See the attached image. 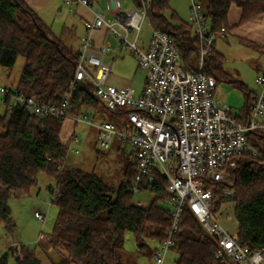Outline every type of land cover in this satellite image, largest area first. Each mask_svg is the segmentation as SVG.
<instances>
[{"label": "trees", "instance_id": "1", "mask_svg": "<svg viewBox=\"0 0 264 264\" xmlns=\"http://www.w3.org/2000/svg\"><path fill=\"white\" fill-rule=\"evenodd\" d=\"M138 6V0H133ZM170 0H152L147 12L150 25L155 30L177 35L175 43L183 62L191 67L192 51L185 45L196 42L189 25L174 14L167 21L165 13ZM201 9L209 22L210 31L225 38L230 31L227 15L232 0H200ZM241 8L239 23L264 14V0H245L237 3ZM24 59L16 89L23 94H34L42 103L57 105L69 88L77 64V51L72 52L43 25L37 14L23 0H0V69L13 67L16 59ZM223 56L213 49L208 53L204 72L217 78L224 72ZM245 104L252 93L243 85ZM71 115L101 116L103 110L110 114H124L119 109H106L95 96L93 86L87 81L76 84L70 104ZM64 121L51 117L28 114L14 108L8 115L0 116V223L11 231L13 223L8 201L11 197L29 194L36 186L38 174L46 173L56 181L49 188L50 204L57 208V218L48 238L49 246L57 251V264H122L119 253L124 250V237L130 233L150 258L153 250L144 239L160 244L169 225V210L160 205L166 195L167 181L157 174L156 182L146 193L156 195L146 207L133 203L128 183L136 173L129 162L125 181L117 189L107 186L94 172L77 168H57L66 153L59 133ZM248 140L257 149L260 158L243 156L232 170L231 185L210 184L214 190L213 206L230 201L221 197L231 190L235 194L234 218L236 235L250 251L264 249V136L253 133ZM173 250L178 254L175 264H220L214 256V242L204 234L193 216L185 210L175 236ZM14 264H43L35 249L19 245L10 248ZM3 255L0 264H5Z\"/></svg>", "mask_w": 264, "mask_h": 264}, {"label": "built area", "instance_id": "2", "mask_svg": "<svg viewBox=\"0 0 264 264\" xmlns=\"http://www.w3.org/2000/svg\"><path fill=\"white\" fill-rule=\"evenodd\" d=\"M64 2L92 6L90 0ZM133 3V8L123 11L121 1L112 0L103 12H93V20L85 23L86 32L77 48L72 81L59 104L42 103L34 94L0 86L1 103L8 115L19 107L28 114L94 126L103 148L115 139L128 145L129 161L136 169L128 192L136 207L144 208L155 199L153 195L147 200L143 193L156 182L157 174L164 175L167 187L163 200L170 219L162 242L151 255L155 264H164L167 253L175 247L185 210L214 242V256L220 264H262L264 249L250 251L236 233H228L219 224L213 206L215 193L209 186L231 185L232 170L239 158L261 157L248 135L264 136V73L255 79L257 90L244 105V114H232L230 108L214 102L216 78L204 72L217 37L210 31L200 0H190L189 5L188 21L196 42L184 49L193 53L191 67L185 65L175 43L178 36L165 30L152 28L147 47L137 45L152 0H138V6ZM100 29H105L106 37L114 40L115 46H94L92 33ZM123 52L132 54L146 71L140 95L130 87L117 88L108 83L111 63ZM83 81L92 84L95 96L106 109L125 111L127 123L122 130L110 122H93L86 113L71 115L73 90ZM70 141L69 150L77 153L71 149L73 138ZM221 197L234 200L235 194L225 190ZM34 216L43 220L38 213Z\"/></svg>", "mask_w": 264, "mask_h": 264}, {"label": "rangeland", "instance_id": "3", "mask_svg": "<svg viewBox=\"0 0 264 264\" xmlns=\"http://www.w3.org/2000/svg\"><path fill=\"white\" fill-rule=\"evenodd\" d=\"M96 1L98 3L94 4L95 8L100 11H104L110 6V0ZM120 1L123 11L133 8L131 0ZM189 5L190 0H170L169 9L165 13L167 21L175 24L171 19L174 14L180 21L187 22ZM107 17L109 16L106 15ZM65 22L66 26L64 27ZM70 22L73 23V14L70 16L67 11L60 15L49 16L42 21L54 37L59 39L69 50L75 52L80 27L74 35L70 31L72 29L69 26ZM151 29L149 19L146 17L141 24L139 38L146 42L151 34ZM214 44L215 51L223 55L222 68L228 76L225 78L221 75L217 76L213 100L230 108L232 114L239 116L244 114L245 105V96L239 89V85L243 83L248 90H257L255 79L264 73V45H257L250 41L244 42L232 34H227L226 38H215ZM23 63V57L19 56L13 67L1 68L0 86L9 89L15 88ZM145 74V70L138 66L136 58L132 54L126 53L111 63L109 77L132 88L138 94L142 89ZM4 112L5 107L0 100V116ZM92 120L93 122H110L119 130H122L127 123L126 114H110L106 110H103L101 116L92 117ZM66 121L64 124H69ZM71 124L73 127L75 126L74 138L70 136L68 140L65 135L59 136L61 143L66 148L65 156L57 165L59 171L66 168H77L85 172H94L107 186L117 189L125 181V171L130 162V147L115 139L108 148H103L100 145L96 127L84 124L75 125L72 121ZM71 138H73L71 149L77 150V153L69 150ZM55 186V179L41 172L38 174L36 186L30 190L29 194L9 199L8 207L15 227L9 231L0 223V259L3 255H7L5 264H14L10 248L14 249L19 245L35 249L43 264L59 262V254L48 244V238L52 233L58 213L57 208L50 204L52 194L49 188L55 189ZM143 194L142 197L147 200L153 197L147 193ZM160 205L168 209L164 200L160 201ZM234 205L233 200L227 201L216 212L219 224L228 233H236L237 229L233 212ZM34 213L40 214L43 220L36 218ZM144 243L151 250L159 246L157 241L152 239L146 238ZM123 245L124 250L119 253V260L122 264H155L150 258L149 252H142L130 233L125 235ZM177 261L178 254L172 249L167 253L164 264H175Z\"/></svg>", "mask_w": 264, "mask_h": 264}, {"label": "crops", "instance_id": "4", "mask_svg": "<svg viewBox=\"0 0 264 264\" xmlns=\"http://www.w3.org/2000/svg\"><path fill=\"white\" fill-rule=\"evenodd\" d=\"M23 1L37 14V16L42 21H44V19L49 18V16L63 14V12L65 11H67L68 15L70 16L73 14V23L70 22V25H69L72 28L70 30L71 33L76 35L78 31V27H80L79 29L80 35L78 36V41L76 43L75 51H77V48L85 35V32H86L85 23L92 21L93 12L95 10H98L97 8H95V5H94L95 3H98L96 0H93V1L90 0L92 2L91 8L84 7L80 4H68L64 2V0H23ZM244 1L245 0H232V5L230 6V9L227 15V22L231 29L227 34H232L234 36H237L239 37L240 40L244 42L250 41L257 45H264V14L259 15L249 20L246 23H243V24L239 23L240 16H241V8L238 6L237 3H243ZM111 2L112 0H110V4ZM132 2L133 0H131V3ZM106 15L109 16L108 14ZM76 23H77V26H76ZM184 23L190 26L188 20L187 22H184ZM63 26L64 27L66 26V22ZM151 33H152V29H151ZM150 37H151V34L149 35V38L146 42H144L143 40L139 38V40L137 41V45L141 48L147 47ZM92 38H93L95 47L100 46L101 44H104V43H109L111 46L116 45L114 40H111L106 37L105 29L95 30L92 33ZM214 49H215V44H214ZM123 54H126V53L123 52L121 55ZM144 81H145V78H144ZM144 81H143V85H144ZM108 83L117 88L127 87L121 82H116L115 80L110 79V77L108 79ZM241 85H243L249 93H253V91L248 90V88L243 83H241ZM142 91H143V86H142L141 91L138 92V94L136 95H140ZM66 122H68L69 124H64L63 122L62 124L63 127H61L59 136L65 135L66 138H68L69 140L70 136H73L74 138L75 126L73 127V125L71 124V120H67Z\"/></svg>", "mask_w": 264, "mask_h": 264}]
</instances>
